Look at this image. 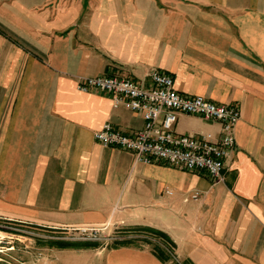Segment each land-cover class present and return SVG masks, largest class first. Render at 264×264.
Instances as JSON below:
<instances>
[{
    "label": "crops",
    "instance_id": "crops-1",
    "mask_svg": "<svg viewBox=\"0 0 264 264\" xmlns=\"http://www.w3.org/2000/svg\"><path fill=\"white\" fill-rule=\"evenodd\" d=\"M0 30V220L148 227L175 245L167 263L143 242L82 251L91 264H264V0H0ZM154 71L184 95L240 109L224 181L96 141L107 123L132 134L145 122L79 80L151 87ZM175 131L218 139L221 126L180 115Z\"/></svg>",
    "mask_w": 264,
    "mask_h": 264
},
{
    "label": "built area",
    "instance_id": "built-area-1",
    "mask_svg": "<svg viewBox=\"0 0 264 264\" xmlns=\"http://www.w3.org/2000/svg\"><path fill=\"white\" fill-rule=\"evenodd\" d=\"M148 78L151 87L146 82L116 75L79 80L80 91L108 95L115 108L123 106L142 116L145 122L142 130L132 134L107 123L96 132V141L107 148L130 152L140 163L165 165L205 174L214 182L224 181L226 163L236 150L240 109L178 92L171 74L154 71ZM180 115L197 116L220 124V137L178 134L175 126ZM192 199L197 201L199 195H193Z\"/></svg>",
    "mask_w": 264,
    "mask_h": 264
},
{
    "label": "rangeland",
    "instance_id": "rangeland-1",
    "mask_svg": "<svg viewBox=\"0 0 264 264\" xmlns=\"http://www.w3.org/2000/svg\"><path fill=\"white\" fill-rule=\"evenodd\" d=\"M126 231L110 227L96 232H67L0 220V264H91L90 258L80 255L82 251L112 247L125 239ZM61 256L65 257L60 260Z\"/></svg>",
    "mask_w": 264,
    "mask_h": 264
},
{
    "label": "trees",
    "instance_id": "trees-1",
    "mask_svg": "<svg viewBox=\"0 0 264 264\" xmlns=\"http://www.w3.org/2000/svg\"><path fill=\"white\" fill-rule=\"evenodd\" d=\"M0 34L5 35L1 30H0ZM126 233H127L126 234L127 236L125 237L124 240H121V241L119 240V241L114 242V245H113L114 247L128 246V245L136 244L137 242H143L145 244L153 246V252L155 256L163 263H167V262L174 260L175 245L172 242V240L169 238V236L165 234L164 232L151 229L148 227H138L135 229L127 230ZM129 235H132L135 238L133 237L131 238L129 237ZM136 235L148 236V237L145 239L144 238L137 239ZM90 246H95V245H90ZM184 264H190V263L186 262Z\"/></svg>",
    "mask_w": 264,
    "mask_h": 264
}]
</instances>
